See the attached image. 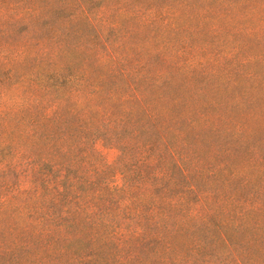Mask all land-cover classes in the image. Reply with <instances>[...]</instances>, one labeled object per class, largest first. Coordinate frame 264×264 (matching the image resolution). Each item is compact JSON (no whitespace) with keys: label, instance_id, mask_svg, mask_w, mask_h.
<instances>
[{"label":"trees","instance_id":"1","mask_svg":"<svg viewBox=\"0 0 264 264\" xmlns=\"http://www.w3.org/2000/svg\"><path fill=\"white\" fill-rule=\"evenodd\" d=\"M94 1L0 0V264H250L228 229L264 205L208 188H246V153L200 158L223 124L192 114V76L109 42L126 11ZM226 125L242 146L246 126Z\"/></svg>","mask_w":264,"mask_h":264},{"label":"rangeland","instance_id":"2","mask_svg":"<svg viewBox=\"0 0 264 264\" xmlns=\"http://www.w3.org/2000/svg\"><path fill=\"white\" fill-rule=\"evenodd\" d=\"M106 4L108 14L121 7L126 11L118 20L120 31H105L107 40L115 46L124 44L129 50L126 54L148 60L154 67L163 61L180 67L184 77L192 76L190 92L183 95L192 114L221 120L219 135L203 136L204 144L198 147L200 158L213 162L212 148L246 153L250 163L246 188L219 180L210 184L209 190L235 192L264 205V0H95L90 9L96 13ZM95 26L103 29L100 21L96 20ZM81 29L85 39L92 35L86 26ZM196 90L203 91L202 95H194ZM226 124L246 126L242 146L226 137ZM96 149L107 164L116 161L115 149L102 144ZM224 209L236 212L239 208L230 205ZM248 210L244 230L228 229V234L237 254L247 257L250 264H264V207ZM19 218L23 220L15 210L5 222H22Z\"/></svg>","mask_w":264,"mask_h":264}]
</instances>
